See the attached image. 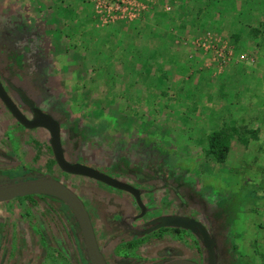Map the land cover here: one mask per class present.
Instances as JSON below:
<instances>
[{
    "label": "rangeland",
    "instance_id": "rangeland-1",
    "mask_svg": "<svg viewBox=\"0 0 264 264\" xmlns=\"http://www.w3.org/2000/svg\"><path fill=\"white\" fill-rule=\"evenodd\" d=\"M128 1L134 18L113 22L95 12L92 0H0V18L15 23L29 16L36 59L31 83H40L41 75L46 79L33 95L42 108L61 117L65 143L72 144L66 138L69 128L77 133V158L91 159L95 153L107 162L122 141L127 160L116 158L111 170L122 164L170 172V182L183 189L191 212H206L220 249L217 264H264V85L254 84L257 93L245 92L238 111L230 109L241 100L237 96L222 101L228 111L201 96L204 82H216L230 66L252 67L241 82L258 75L255 67L264 74L259 61L264 42L256 45L259 36L252 45L239 46L224 36L227 28L220 32L197 22L184 32L170 25L171 42L166 35H154L158 26L165 30L154 20L161 12L178 15L180 0ZM134 21L139 22L137 32L123 38L110 34L112 26L121 29L118 22ZM160 41L171 43L164 56L151 52ZM109 46L111 57L104 54ZM145 62L143 81L138 72ZM14 65L20 68V61ZM202 106L208 110L201 111ZM221 129L230 148L226 159L217 162L207 153V135ZM134 156L148 163L135 162ZM44 168L37 176H53Z\"/></svg>",
    "mask_w": 264,
    "mask_h": 264
},
{
    "label": "flooded vegetation",
    "instance_id": "flooded-vegetation-1",
    "mask_svg": "<svg viewBox=\"0 0 264 264\" xmlns=\"http://www.w3.org/2000/svg\"><path fill=\"white\" fill-rule=\"evenodd\" d=\"M27 17L15 23L9 18H0V87L4 96L28 120L33 118L34 111L24 98L34 101L35 107L58 121L63 154L69 163L92 167L130 185L132 190L63 170L55 159L50 131L43 126L29 127L20 122L1 96L0 185L30 176L42 177L37 176L45 172L42 168L49 169L47 173L53 176L48 177L62 182L82 201L106 264H165L176 259L208 264L207 249L198 230L176 225L157 226L159 217L173 215L194 218L207 229L214 239L217 264L220 249L206 212H191L183 189L170 182L173 179L170 172H144L122 164L111 170L116 158L120 162L127 160L121 153L122 141L117 145V155L107 162L102 160L104 156L95 153L91 159L77 158L79 147L74 146V142L78 145L81 141L72 128L66 135L72 144L65 143L61 117L56 111L42 108L33 95V90H39L46 79L41 75L40 83H31L36 59L31 55L32 32ZM15 61H20V68L15 67ZM84 128L78 126L77 130L84 131ZM133 158L135 162L148 163L144 158ZM79 231L77 215L57 196L33 193L0 201V264H80ZM81 236L84 244L82 232ZM83 252L91 264L86 248Z\"/></svg>",
    "mask_w": 264,
    "mask_h": 264
},
{
    "label": "trees",
    "instance_id": "trees-1",
    "mask_svg": "<svg viewBox=\"0 0 264 264\" xmlns=\"http://www.w3.org/2000/svg\"><path fill=\"white\" fill-rule=\"evenodd\" d=\"M178 10V15L173 13L170 14L168 12L158 13V18L154 21L156 22L157 26L161 24L163 28L165 27V30L158 26L157 29H154V35H166V37L171 38L172 42V39L175 37V35L169 31L170 25L174 24L176 25V28L179 29V32H184L186 30L190 31V27L195 26L197 22L198 26L206 25L209 28L215 27L216 30L220 32L227 28L226 31H228V33L224 34V36L239 46H248V42L253 39L257 40L259 36L260 43L257 42L256 45H263L264 0H180ZM118 23L121 24V29H117L116 27L112 26V30L110 29V34L113 32H115L116 35L121 34V38H123V36L127 35L128 33H135L140 29L137 27V24H139L137 21L130 23ZM165 31L167 33H165ZM170 44V42H157L156 46L151 48V52L155 53L156 55L162 54V56H164V53L168 52ZM93 50L95 51V49ZM95 53L99 54V49H97ZM104 54H108L107 56L111 57L113 55L112 46H109V48L105 50ZM147 65L148 64L145 62V64L142 66V69H140V72H138L140 77L142 75L143 81H145V79L147 80V74L145 72V67H147ZM214 84L215 83H211L210 86H213ZM161 92L164 95L166 93V91ZM212 95L217 98V104L225 100V98H223V96L220 94ZM212 95H209L205 92L201 94L204 100H211L210 103H214ZM187 99L188 96L184 95L183 103H186ZM204 109H206V111L208 110L207 107L202 106L201 111H205ZM209 111H214V109ZM229 148L230 145L228 135L224 129L213 130L207 135V153L208 155L213 156L217 162H223L226 159ZM79 244L82 246V251L80 253L82 260L80 261V264H89L86 257L84 256L85 253L83 250H85V247L80 231Z\"/></svg>",
    "mask_w": 264,
    "mask_h": 264
},
{
    "label": "water",
    "instance_id": "water-1",
    "mask_svg": "<svg viewBox=\"0 0 264 264\" xmlns=\"http://www.w3.org/2000/svg\"><path fill=\"white\" fill-rule=\"evenodd\" d=\"M0 96L8 105L15 117L23 124L34 127L43 126L50 131L51 146L54 152L55 159L58 165L65 171L80 174L85 176L95 177L114 186L132 190L131 186L125 183L118 182L117 180L104 175L102 172L84 165L82 163H69L63 154V147L61 144L59 123L48 113L42 112L39 107L34 106V101L29 98H24L25 101L33 107V118L28 120L20 113V110L10 100H8L0 87ZM33 193H47L61 198L66 201L73 209L78 217L80 229L83 235V240L86 252L91 261V264H106L103 255L98 249L94 230L90 222V218L86 208L77 195L62 182L51 177H34L29 179L18 180L13 183L0 185V201L12 199L14 197L23 196ZM159 225H176L186 228H195L202 236L204 244L208 253V264H216V255L214 249V239L211 238L207 229L196 219L185 216H162L157 219ZM165 264H199L190 259H176L169 261Z\"/></svg>",
    "mask_w": 264,
    "mask_h": 264
},
{
    "label": "crops",
    "instance_id": "crops-1",
    "mask_svg": "<svg viewBox=\"0 0 264 264\" xmlns=\"http://www.w3.org/2000/svg\"><path fill=\"white\" fill-rule=\"evenodd\" d=\"M248 43H249L248 45H252L251 44L252 41ZM259 61H261L260 64H264V58L259 56ZM248 68L250 69L252 67L247 65V63L230 66V69L225 71L217 79L216 82L210 80L205 81L204 82L205 89L203 91H205V93H208L209 95L220 94L223 96V98L227 100H231L232 102L235 96L239 97V99L241 100L237 103L236 102L233 103V105H231L230 107V109H232L233 111H238V109L243 105L244 96L246 94L245 92H249V94L254 92L257 93L258 89L254 86V84H259L260 82V84L264 85V74L262 73V70H260L259 67L253 68V69H257L258 75L257 74L254 75V73H252L249 76V80H247L246 82H241V80L245 79V76L247 75L246 74L245 76H243L242 74H245L249 70ZM256 81H258V83ZM211 83H215V84L213 86H210ZM251 85H253V87H250ZM212 97L216 105L217 98L213 95ZM228 105H229L228 103L226 105H224V103L222 104L221 101L219 104H217V108L219 109V111L220 110L228 111L227 110V108H229ZM212 112L214 113V111H210V114Z\"/></svg>",
    "mask_w": 264,
    "mask_h": 264
},
{
    "label": "built area",
    "instance_id": "built-area-1",
    "mask_svg": "<svg viewBox=\"0 0 264 264\" xmlns=\"http://www.w3.org/2000/svg\"><path fill=\"white\" fill-rule=\"evenodd\" d=\"M95 6V12L106 21H115L118 19L134 18L129 9L131 6L128 0H92ZM138 6V5H137ZM139 11V9H137ZM100 18V19H101Z\"/></svg>",
    "mask_w": 264,
    "mask_h": 264
}]
</instances>
